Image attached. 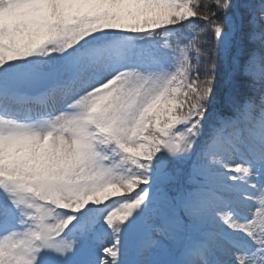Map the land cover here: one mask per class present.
I'll return each mask as SVG.
<instances>
[{
	"label": "snow or ice",
	"instance_id": "6c2138e0",
	"mask_svg": "<svg viewBox=\"0 0 264 264\" xmlns=\"http://www.w3.org/2000/svg\"><path fill=\"white\" fill-rule=\"evenodd\" d=\"M0 264H264V0H0Z\"/></svg>",
	"mask_w": 264,
	"mask_h": 264
}]
</instances>
